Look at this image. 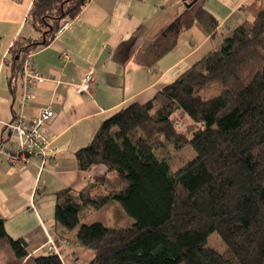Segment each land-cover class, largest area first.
I'll return each mask as SVG.
<instances>
[{
	"label": "trees",
	"instance_id": "1",
	"mask_svg": "<svg viewBox=\"0 0 264 264\" xmlns=\"http://www.w3.org/2000/svg\"><path fill=\"white\" fill-rule=\"evenodd\" d=\"M88 1L32 0L6 58L10 84L21 87L24 58ZM203 1L148 44L143 65L155 64L195 23L214 34L217 21ZM187 144L194 156L171 168L169 147ZM74 156L79 169L102 164L106 172L78 191L54 193L53 237L89 250L87 264H264V9L151 99L102 120ZM100 209L112 225L88 221ZM4 223L0 214V246L13 253L7 264H68L61 252L28 254ZM211 233L222 240L220 250L208 245Z\"/></svg>",
	"mask_w": 264,
	"mask_h": 264
},
{
	"label": "crops",
	"instance_id": "2",
	"mask_svg": "<svg viewBox=\"0 0 264 264\" xmlns=\"http://www.w3.org/2000/svg\"><path fill=\"white\" fill-rule=\"evenodd\" d=\"M31 4L0 0V144L8 139L5 123L18 114L22 93L20 84L9 82L6 58L13 40L25 30ZM184 8L183 0H89L49 44L30 54L31 66L42 78L34 84L23 115L30 119L43 107L54 112L45 125L51 139L48 154L41 168L38 153L15 165L0 153V214L7 233L23 238L28 254L42 253L48 238L54 240V193L65 187L78 191L106 172L102 164L79 169L74 156L92 140L99 123L130 102L151 99L211 50L213 39L219 45L236 25L264 9V0H204L203 8L217 21L214 34H205L195 23L179 33L173 49L155 64L143 65L148 44ZM89 69V92H77L76 83ZM55 245L66 254L65 262L74 254L72 244ZM12 260L10 247L1 245L0 264Z\"/></svg>",
	"mask_w": 264,
	"mask_h": 264
},
{
	"label": "built area",
	"instance_id": "3",
	"mask_svg": "<svg viewBox=\"0 0 264 264\" xmlns=\"http://www.w3.org/2000/svg\"><path fill=\"white\" fill-rule=\"evenodd\" d=\"M64 21L55 33V36L64 28ZM54 36V37H55ZM29 55L24 58L21 65V99L18 114L5 123L9 136L5 143L0 144V153L4 154L10 164H26L30 155L38 153L41 156V168L44 166L47 149L51 144V139L45 131V125L51 121L54 112L47 107L38 109L37 113L30 119H25L24 108L32 99V89L34 84L41 80V74L36 71L29 61ZM93 70L89 69L84 76L76 83L77 92H89L92 81ZM47 251H54L60 256V251L52 238H48L44 247Z\"/></svg>",
	"mask_w": 264,
	"mask_h": 264
},
{
	"label": "rangeland",
	"instance_id": "4",
	"mask_svg": "<svg viewBox=\"0 0 264 264\" xmlns=\"http://www.w3.org/2000/svg\"><path fill=\"white\" fill-rule=\"evenodd\" d=\"M218 45V39H213L210 43H209V47L212 49L213 47H216ZM172 153V157L169 161V164L171 166V168H177L178 166H180V164L182 163V161L184 160H188L191 159L194 156V151L192 150V148L190 147L189 144L185 145L183 148L179 149V150H175L172 147H169ZM44 207H47V203L44 202L43 203ZM88 221L90 222H94V221H99L102 222L104 225H112V221L109 219L108 215L106 214V212L103 209H100L96 212H94L88 219ZM76 230V228L73 229L74 232ZM215 233H211L208 237L207 243L208 245H212L213 247H215L217 250H220L222 248L223 242L222 240L217 237ZM55 243V242H54ZM6 246H8L6 244ZM74 252V254L70 255L67 259H66V263L68 264H87L91 257L92 254L89 250L83 248L82 246H78V245H71V248ZM46 249H43V252H46Z\"/></svg>",
	"mask_w": 264,
	"mask_h": 264
},
{
	"label": "water",
	"instance_id": "5",
	"mask_svg": "<svg viewBox=\"0 0 264 264\" xmlns=\"http://www.w3.org/2000/svg\"><path fill=\"white\" fill-rule=\"evenodd\" d=\"M196 0H183L185 7L191 6Z\"/></svg>",
	"mask_w": 264,
	"mask_h": 264
}]
</instances>
